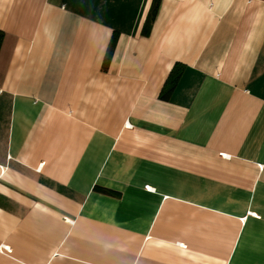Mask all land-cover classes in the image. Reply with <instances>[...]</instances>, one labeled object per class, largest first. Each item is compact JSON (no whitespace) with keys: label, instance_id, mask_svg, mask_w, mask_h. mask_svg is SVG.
Here are the masks:
<instances>
[{"label":"crops","instance_id":"crops-1","mask_svg":"<svg viewBox=\"0 0 264 264\" xmlns=\"http://www.w3.org/2000/svg\"><path fill=\"white\" fill-rule=\"evenodd\" d=\"M152 2L0 0V264H264V0Z\"/></svg>","mask_w":264,"mask_h":264},{"label":"trees","instance_id":"trees-1","mask_svg":"<svg viewBox=\"0 0 264 264\" xmlns=\"http://www.w3.org/2000/svg\"><path fill=\"white\" fill-rule=\"evenodd\" d=\"M158 4H159V0H153L150 12H149V14L147 16L146 22H145L144 27H143V33L144 34H148L149 31H150L152 21L154 19L156 10L158 8ZM3 38H4V33L0 30V47H1V44H2V41H3ZM116 40H117V37H116V35H114L112 37L108 47H107L106 54H105V57H104V60H103V65H102V69L103 70H106L108 65H109V63H110V60L112 58V54H113V51H114V47H115V44H116ZM179 76H180L179 73H177L176 71H172V73L170 74V76H169V78H168V80L166 82V86H165V94L166 95L170 94L172 89L175 87Z\"/></svg>","mask_w":264,"mask_h":264}]
</instances>
